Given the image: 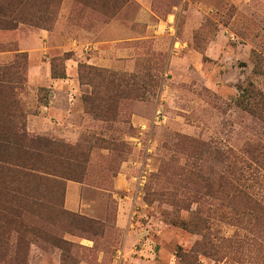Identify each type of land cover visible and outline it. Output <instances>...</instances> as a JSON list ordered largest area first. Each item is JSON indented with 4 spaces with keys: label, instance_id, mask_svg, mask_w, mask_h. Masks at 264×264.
<instances>
[{
    "label": "rangeland",
    "instance_id": "374dc122",
    "mask_svg": "<svg viewBox=\"0 0 264 264\" xmlns=\"http://www.w3.org/2000/svg\"><path fill=\"white\" fill-rule=\"evenodd\" d=\"M139 2L154 28L135 22ZM36 19L43 22L33 26ZM0 21L10 23L0 26V51L19 50L0 67L25 64L14 89L18 113L29 136L52 143L53 179L63 182L62 193L51 191L50 209L24 216L23 232L0 219V264H178L176 251L188 252L202 236L171 221L193 218L205 221L211 249L200 263L264 264V215L230 221L245 204L215 184L233 164L264 188V172L247 165L253 152L244 153L264 144V124L234 102L248 83L264 94V73L253 71L264 69V0H32L26 7L0 0ZM38 29L51 39L32 60L31 47L18 41ZM74 40L79 50L65 52ZM57 58H66L64 79L51 78ZM82 64L142 77L140 90L97 119L84 109L91 87L78 78ZM69 79L68 93L46 85ZM61 148L72 159L55 158Z\"/></svg>",
    "mask_w": 264,
    "mask_h": 264
},
{
    "label": "trees",
    "instance_id": "16d2710c",
    "mask_svg": "<svg viewBox=\"0 0 264 264\" xmlns=\"http://www.w3.org/2000/svg\"><path fill=\"white\" fill-rule=\"evenodd\" d=\"M117 1L120 2V6H123L124 0ZM31 2L32 0H19V7L29 6ZM26 22H30V20L26 21L19 17V24ZM42 22L40 19H36L32 21V24L38 26ZM0 26L8 28L10 23L0 21ZM11 27L9 29H13V26ZM65 59L51 60L52 79L66 78L63 68ZM24 67L25 64L22 69L20 66L16 67V64L0 67V196L4 201L6 200L5 203L0 202V219L7 224L8 228L10 227L18 233L23 232L26 228L25 215H32L34 213L32 210L50 209L54 202L50 197L51 191L53 189L55 192L60 190L62 193L63 191V182H60L59 178L53 179L51 163L54 162V158L50 147H48L52 143L44 138L29 136L25 127V113L21 114L20 111L18 113L20 105L18 107V102L15 100L14 89L19 82L22 83L24 80L21 74ZM253 71L258 74L264 73V69L258 64L254 66ZM77 74L79 80L81 79L91 87V93L83 97L85 112L97 119L106 118L104 115H111L119 100L125 97L124 93L131 89L139 91L138 83L142 79L137 75L124 77L115 73L106 74V71H99L83 64L78 66ZM234 102L236 107L264 124V94L258 91L253 83H248ZM2 105L6 106L3 110H1ZM102 111H105L104 115H100ZM60 151L55 158L66 156L72 159L74 156L70 149L61 148ZM249 152L253 153L250 155V163L247 165L251 168L252 165L257 166L256 168L264 172V164L259 162L264 161V144H260L256 148L253 147L244 153L248 154ZM236 155L231 150L228 151V157H231V160L236 159L235 157H238ZM67 165L76 168L78 164L71 162ZM236 171L239 173H234ZM226 173L227 175L220 176L215 184L218 188L223 189L232 200H240L245 204L243 211L232 209L228 216L229 220L239 221L240 216L253 212L264 215V188L259 190L254 185L248 184L244 179L242 168L235 170L233 164L227 166ZM202 221L205 223L204 220ZM202 221L196 218L189 221L180 219L171 221L172 224L188 233L202 236L201 240L195 242L188 252L176 251L178 264H202L198 261V255H210L211 249L204 231L206 227L203 225L201 228ZM2 236L4 237V234H0V237ZM228 241L238 243L233 236Z\"/></svg>",
    "mask_w": 264,
    "mask_h": 264
},
{
    "label": "crops",
    "instance_id": "0c3cea01",
    "mask_svg": "<svg viewBox=\"0 0 264 264\" xmlns=\"http://www.w3.org/2000/svg\"><path fill=\"white\" fill-rule=\"evenodd\" d=\"M139 4L141 6L139 7V10L135 15V22L145 24V25H147V28H154L153 26H150V18H151L152 12L150 11V9L148 7H146L144 5V3L139 2ZM161 28H162L161 24L157 25V31H155V33L159 34ZM17 29H15L13 31H16ZM49 39H51V33L50 32H48L47 30L38 29V30L34 31L33 34L31 33V35L28 38V40H30L29 42H25V41L19 42L18 41V47H19V45H21L23 47H25V46L31 47V49L34 53L29 54V59L33 60L36 53H37L36 50L42 49V45H43L44 41L45 40L47 41ZM67 49L68 50H64V51L67 52L70 50H73V51L79 50V46L77 44V41L76 40L72 41L70 46H68ZM15 53H19V50L13 51V52H11V51H0V63L12 60L11 56H12V54H15ZM103 66L110 68L113 66V62L110 60H105V63L103 64ZM33 69H35V68H33ZM31 76L33 77V71L29 70V77H31ZM71 76H72V73H71ZM49 80H51V79H49ZM70 83L73 84L74 79H69L66 81V83L65 82L57 83V82L48 81V83H46V85H48V86L52 85V87L54 89L59 90V91L64 92V93H68V92H70V89H68L67 85ZM66 87H67V90H65ZM15 91H16V89H15ZM45 109L47 110V108H45ZM34 122H37L39 124V127L42 126V121L40 120V118L36 117L34 119ZM119 177L116 178V182L118 183L119 186H122L123 181ZM65 205L69 210H73L77 206V203L75 204V201H73V200H72V202L69 201L68 197H67Z\"/></svg>",
    "mask_w": 264,
    "mask_h": 264
}]
</instances>
